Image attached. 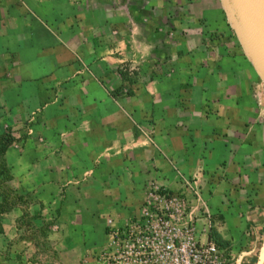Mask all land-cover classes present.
<instances>
[{
  "label": "crops",
  "instance_id": "0c3cea01",
  "mask_svg": "<svg viewBox=\"0 0 264 264\" xmlns=\"http://www.w3.org/2000/svg\"><path fill=\"white\" fill-rule=\"evenodd\" d=\"M0 111V264H100L151 184L264 264V83L220 0H0Z\"/></svg>",
  "mask_w": 264,
  "mask_h": 264
},
{
  "label": "built area",
  "instance_id": "2783aa9c",
  "mask_svg": "<svg viewBox=\"0 0 264 264\" xmlns=\"http://www.w3.org/2000/svg\"><path fill=\"white\" fill-rule=\"evenodd\" d=\"M187 200L151 184L142 215L124 227L110 221V235L121 244L118 264H230L208 234L196 240L193 226L184 225ZM151 241L152 258L143 261L141 243Z\"/></svg>",
  "mask_w": 264,
  "mask_h": 264
},
{
  "label": "water",
  "instance_id": "95a60500",
  "mask_svg": "<svg viewBox=\"0 0 264 264\" xmlns=\"http://www.w3.org/2000/svg\"><path fill=\"white\" fill-rule=\"evenodd\" d=\"M243 53L264 83V0H220Z\"/></svg>",
  "mask_w": 264,
  "mask_h": 264
},
{
  "label": "rangeland",
  "instance_id": "374dc122",
  "mask_svg": "<svg viewBox=\"0 0 264 264\" xmlns=\"http://www.w3.org/2000/svg\"><path fill=\"white\" fill-rule=\"evenodd\" d=\"M231 30H232V28H231ZM233 33H234V31H233ZM0 113L5 115V112L0 111ZM0 116H1V114H0ZM0 118L3 119V116H1ZM9 138H11V139L14 138L13 137V130L10 126L6 125L4 123V121H2L0 119V147L4 146L6 141ZM9 178H10V175H9V172L7 169V160L5 158V153L0 154V193L3 195L2 202H0V219H1L2 214H5L7 211H10V209H9L10 203L6 202L7 196H9V194L6 196V190H7L6 189L7 188L6 183L10 180ZM162 190H165V189L162 188ZM166 191H168V190H166ZM190 196H192V194ZM145 202H146V200L144 201L143 205H145ZM8 204H9V206H8ZM204 209H205L204 207H198L196 204H193L192 201L187 199V202L185 204V209H184V214L187 215V217H186V220L184 222V225L188 224L191 227L193 226V228L195 230L196 240H200V239L203 240L204 239V237L202 235L204 234L205 231L202 228L201 229L199 228L201 225L198 222V219L203 217V215H205ZM0 225H1V223H0ZM109 226H110V224H109ZM108 231H109V233L111 232L110 229H108ZM208 233H210V229H208ZM141 246H142L141 247V257H142L143 261L154 260V263H158L155 257L152 258L151 241L145 239L144 242L141 243ZM120 253H121L120 242L117 241L116 239L114 241L112 238V242L110 243L109 247L106 250L101 251V253L97 255V258H98L97 261L100 264H118V262L121 260L120 259ZM224 254L230 260L229 256L226 253H224ZM83 262H84V260H83ZM83 262H81V264H83Z\"/></svg>",
  "mask_w": 264,
  "mask_h": 264
},
{
  "label": "trees",
  "instance_id": "16d2710c",
  "mask_svg": "<svg viewBox=\"0 0 264 264\" xmlns=\"http://www.w3.org/2000/svg\"><path fill=\"white\" fill-rule=\"evenodd\" d=\"M12 141H13V140H12L11 138H9V139L6 141L5 145L2 146V147H0V154H4V153L6 152L7 148L9 147V145H11ZM211 237H212V239L217 243V245H218L220 248L225 246V244H223V243L221 242L220 238H219V237L217 236V234H215L214 232L211 233Z\"/></svg>",
  "mask_w": 264,
  "mask_h": 264
}]
</instances>
